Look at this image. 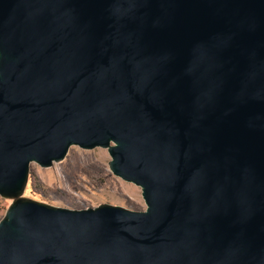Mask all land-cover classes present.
Here are the masks:
<instances>
[{
    "label": "water",
    "instance_id": "water-1",
    "mask_svg": "<svg viewBox=\"0 0 264 264\" xmlns=\"http://www.w3.org/2000/svg\"><path fill=\"white\" fill-rule=\"evenodd\" d=\"M105 148L146 208L25 197ZM0 264H264V0H0Z\"/></svg>",
    "mask_w": 264,
    "mask_h": 264
},
{
    "label": "rangeland",
    "instance_id": "rangeland-1",
    "mask_svg": "<svg viewBox=\"0 0 264 264\" xmlns=\"http://www.w3.org/2000/svg\"><path fill=\"white\" fill-rule=\"evenodd\" d=\"M105 148L70 147L66 157L52 166L30 165L24 196L57 207L84 209L100 204L145 210L141 188L115 176L108 167ZM11 199L0 196V219Z\"/></svg>",
    "mask_w": 264,
    "mask_h": 264
}]
</instances>
